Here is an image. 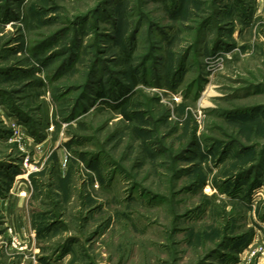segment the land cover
I'll return each instance as SVG.
<instances>
[{"label":"rangeland","instance_id":"obj_1","mask_svg":"<svg viewBox=\"0 0 264 264\" xmlns=\"http://www.w3.org/2000/svg\"><path fill=\"white\" fill-rule=\"evenodd\" d=\"M0 264H264V0H0Z\"/></svg>","mask_w":264,"mask_h":264},{"label":"trees","instance_id":"obj_2","mask_svg":"<svg viewBox=\"0 0 264 264\" xmlns=\"http://www.w3.org/2000/svg\"><path fill=\"white\" fill-rule=\"evenodd\" d=\"M183 63H184V60L182 61ZM184 65L185 64H183L182 65V69L181 70H183L184 69ZM66 68H68V67H66ZM64 69V68H63ZM63 69H61V71L63 70ZM133 77H135L136 78V76L135 75H133ZM96 80H98L96 83L98 84V86H99V89H97V90H93V85H91V84H93L92 82H95ZM134 80V79H133ZM136 80V79H135ZM137 81V80H136ZM91 84L85 89V93H84V95H83V102H85L86 100H88V99H104L105 98V96H106V94H105V81L102 79V78H100V77H97L96 76V73H94V76L92 77V80H91V82H90ZM95 83V84H96ZM91 94H92V96H91ZM122 95H123V93H122ZM127 104H128V100H124V101H122V103H120V105L118 106V107H122L123 106V108H125V107H127ZM118 107H115V108H118ZM244 115V114H243ZM257 184L258 183H256L255 185H253L254 187H256L257 186ZM252 186V187H253Z\"/></svg>","mask_w":264,"mask_h":264},{"label":"bare ground","instance_id":"obj_3","mask_svg":"<svg viewBox=\"0 0 264 264\" xmlns=\"http://www.w3.org/2000/svg\"><path fill=\"white\" fill-rule=\"evenodd\" d=\"M21 178H24L23 176H20V178L19 179H21Z\"/></svg>","mask_w":264,"mask_h":264}]
</instances>
